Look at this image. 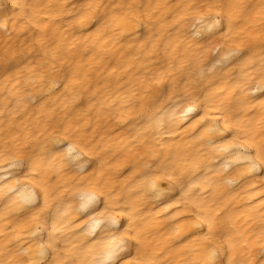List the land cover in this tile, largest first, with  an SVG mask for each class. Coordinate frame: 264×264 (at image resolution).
I'll list each match as a JSON object with an SVG mask.
<instances>
[{
    "label": "clouds",
    "instance_id": "obj_1",
    "mask_svg": "<svg viewBox=\"0 0 264 264\" xmlns=\"http://www.w3.org/2000/svg\"><path fill=\"white\" fill-rule=\"evenodd\" d=\"M0 264H264V0H0Z\"/></svg>",
    "mask_w": 264,
    "mask_h": 264
}]
</instances>
